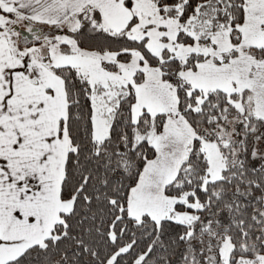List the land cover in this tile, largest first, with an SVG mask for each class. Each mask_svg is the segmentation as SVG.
<instances>
[{
	"label": "snow or ice",
	"instance_id": "1",
	"mask_svg": "<svg viewBox=\"0 0 264 264\" xmlns=\"http://www.w3.org/2000/svg\"><path fill=\"white\" fill-rule=\"evenodd\" d=\"M0 264H264V0H0Z\"/></svg>",
	"mask_w": 264,
	"mask_h": 264
}]
</instances>
